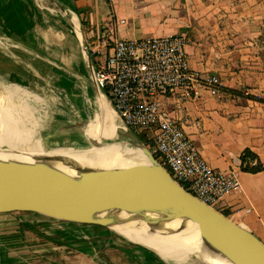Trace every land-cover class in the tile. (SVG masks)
<instances>
[{"label":"crops","instance_id":"1","mask_svg":"<svg viewBox=\"0 0 264 264\" xmlns=\"http://www.w3.org/2000/svg\"><path fill=\"white\" fill-rule=\"evenodd\" d=\"M57 1L81 27L93 63L96 56L90 45L99 32L125 39L187 36L191 67L219 76L222 92L212 95L202 89L194 100L178 104L171 99L169 108L211 166L238 170L241 189L225 196L215 208L228 211L234 222L264 243V171L241 169L246 148L264 163V102L254 99H264V0ZM72 20L48 0H0V34L16 42L17 52L25 58L36 59L41 68L44 65L39 71L48 67L42 76L25 62L28 73L18 71L16 77L52 78L71 90L87 82L96 106L94 120L99 95L106 102L109 99L92 84ZM70 97L75 102L84 98L74 92ZM107 104L119 127L110 100ZM105 113L100 111V118ZM88 123L81 116L72 126L61 125L51 137L58 143L76 144L74 148L87 147L90 142L82 134ZM0 264L169 263L153 249L121 239L109 228L31 216L0 219Z\"/></svg>","mask_w":264,"mask_h":264},{"label":"water","instance_id":"2","mask_svg":"<svg viewBox=\"0 0 264 264\" xmlns=\"http://www.w3.org/2000/svg\"><path fill=\"white\" fill-rule=\"evenodd\" d=\"M48 1L72 20L70 11L57 0ZM71 24L80 40L92 84L102 93L83 31L73 20ZM100 121L105 127V114ZM122 138L128 139L124 140L126 145L115 143L140 148L146 159L125 167L93 168L61 156H43L33 172L0 161V219L35 216L113 229V221L97 215L126 210L138 212L153 228H160L174 219L190 220L198 225L211 255L231 264H264V243L254 233L186 191L135 132L119 126L118 140ZM51 161L63 162L75 169L77 175L58 169ZM191 254L204 264L197 253Z\"/></svg>","mask_w":264,"mask_h":264},{"label":"built area","instance_id":"3","mask_svg":"<svg viewBox=\"0 0 264 264\" xmlns=\"http://www.w3.org/2000/svg\"><path fill=\"white\" fill-rule=\"evenodd\" d=\"M187 44L185 34L125 39L99 32L90 48L96 56L97 83L120 126L144 135L146 146L172 177L215 207L225 196L239 191L241 182L238 170L210 165L169 108L171 99L178 104L194 100L202 89L212 95L222 92L219 76L204 75L191 67Z\"/></svg>","mask_w":264,"mask_h":264},{"label":"rangeland","instance_id":"4","mask_svg":"<svg viewBox=\"0 0 264 264\" xmlns=\"http://www.w3.org/2000/svg\"><path fill=\"white\" fill-rule=\"evenodd\" d=\"M53 12L55 13L54 10ZM17 49L16 42H13L7 35L0 34V149L31 151L36 147H41L47 153L61 149H75L76 144L58 143V140L53 139L54 137L51 136L58 132L57 128L61 125L72 126L81 116L87 122L93 120L96 106H94V97L92 92L89 91L88 83L85 81H83L84 83L79 82V86L76 88L74 86L73 91L70 87L67 89L61 86L59 82L54 81L52 78L43 81L33 75L29 78L16 77L18 71H21L22 75L28 73L27 69L24 70L23 68L25 62L31 67L28 68L32 72H34L33 68L36 69L35 73H40L39 70L44 68V65L41 68L37 64L39 62L36 59L25 58V55L18 53ZM77 54L76 52L75 55ZM17 62H20V64H17ZM47 68L42 72L47 73ZM1 70H5V72ZM42 72L41 75L43 76ZM77 88L79 89L77 90ZM72 92L82 93L84 98L80 102H75L73 97H70ZM98 104L97 117L100 116V111H104L103 104L99 101ZM108 112V115H112L111 109ZM115 124L118 125V123ZM6 126L10 127L9 130ZM124 140L128 139L122 138V141H120L117 134H115L105 141L126 145ZM95 145H98V143H95ZM94 146L88 144L87 147L92 148ZM127 146L132 147L133 145ZM77 147V149H85L86 146L79 148L77 145ZM111 230L115 236L130 241L115 230ZM157 255L159 254L157 253ZM159 256L161 257V255ZM164 260L169 264H202L194 254H191L184 261Z\"/></svg>","mask_w":264,"mask_h":264},{"label":"bare ground","instance_id":"5","mask_svg":"<svg viewBox=\"0 0 264 264\" xmlns=\"http://www.w3.org/2000/svg\"><path fill=\"white\" fill-rule=\"evenodd\" d=\"M98 99L106 112V126H102L100 116H96L94 122L85 126L82 134V137L86 138L90 144L98 142V145L85 150L61 149L50 153L45 152L41 147H36L31 151L0 149V161L14 164L31 172L36 169L39 165L38 159L43 156H61L82 166L93 168L125 167L144 161L146 158L140 148L123 147L120 144L105 141L116 134L118 126L112 121V115H108L110 107L107 102L109 100L106 102L100 95ZM97 121L99 123H96ZM51 164L70 175H77L75 169L66 166L61 161H51ZM97 216L113 221L111 227L117 233L137 245L141 244L155 250L164 259L184 261L191 256V253H197L204 264H231L227 260L211 255L203 243L198 225L193 221L174 219L160 228H153L143 221L138 212L111 210Z\"/></svg>","mask_w":264,"mask_h":264},{"label":"trees","instance_id":"6","mask_svg":"<svg viewBox=\"0 0 264 264\" xmlns=\"http://www.w3.org/2000/svg\"><path fill=\"white\" fill-rule=\"evenodd\" d=\"M6 58V57H5ZM2 72H5V70H1ZM254 99L259 100L261 102H264L263 98H257L255 97ZM140 141L144 144L147 145V141L145 139V136L142 134L138 135ZM157 159V156H155ZM256 160L257 163L252 166L250 163L251 161ZM241 169L243 171H247V172H252V173H257L260 171H264V163L260 160L259 156L253 152L250 148H246L242 155H241ZM182 186L184 188H186V185L182 184ZM226 216H229V212L228 211H222Z\"/></svg>","mask_w":264,"mask_h":264}]
</instances>
